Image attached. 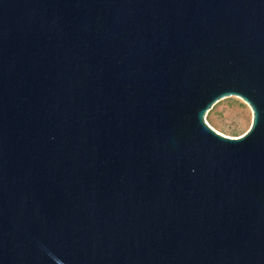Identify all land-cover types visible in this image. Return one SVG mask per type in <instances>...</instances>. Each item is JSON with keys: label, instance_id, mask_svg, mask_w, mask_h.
<instances>
[{"label": "water", "instance_id": "1", "mask_svg": "<svg viewBox=\"0 0 264 264\" xmlns=\"http://www.w3.org/2000/svg\"><path fill=\"white\" fill-rule=\"evenodd\" d=\"M0 264H264V0H0Z\"/></svg>", "mask_w": 264, "mask_h": 264}, {"label": "rangeland", "instance_id": "2", "mask_svg": "<svg viewBox=\"0 0 264 264\" xmlns=\"http://www.w3.org/2000/svg\"><path fill=\"white\" fill-rule=\"evenodd\" d=\"M205 123L222 136L239 138L249 130L252 112L241 99L229 97L212 106L205 115Z\"/></svg>", "mask_w": 264, "mask_h": 264}]
</instances>
